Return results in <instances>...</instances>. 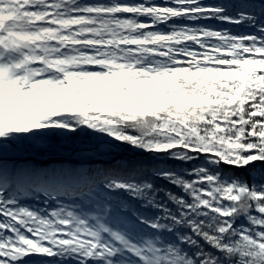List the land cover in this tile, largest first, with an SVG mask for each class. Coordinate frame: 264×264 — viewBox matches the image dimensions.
<instances>
[{
	"label": "snow or ice",
	"instance_id": "obj_1",
	"mask_svg": "<svg viewBox=\"0 0 264 264\" xmlns=\"http://www.w3.org/2000/svg\"><path fill=\"white\" fill-rule=\"evenodd\" d=\"M0 264H264V0H0Z\"/></svg>",
	"mask_w": 264,
	"mask_h": 264
},
{
	"label": "trees",
	"instance_id": "obj_2",
	"mask_svg": "<svg viewBox=\"0 0 264 264\" xmlns=\"http://www.w3.org/2000/svg\"><path fill=\"white\" fill-rule=\"evenodd\" d=\"M59 143V141H57ZM41 151H44V149H41ZM41 158H46V157H41Z\"/></svg>",
	"mask_w": 264,
	"mask_h": 264
}]
</instances>
